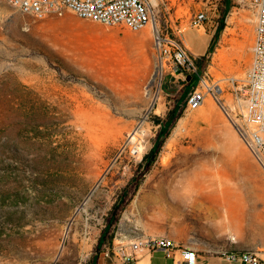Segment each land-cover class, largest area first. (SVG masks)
<instances>
[{
	"label": "rangeland",
	"instance_id": "obj_1",
	"mask_svg": "<svg viewBox=\"0 0 264 264\" xmlns=\"http://www.w3.org/2000/svg\"><path fill=\"white\" fill-rule=\"evenodd\" d=\"M199 11L214 24L213 52L199 71L227 89V78H242L252 58L249 0H164L157 23L139 31L71 10L36 19L0 0V264H87L105 228L107 241L135 229L172 237L215 259L227 261L225 253L245 250L264 259V168L224 108L230 95L219 96L222 101L209 95L189 109L198 79L160 69L155 28L180 38ZM187 37L206 52L210 38L195 29ZM178 101L183 116L119 221L108 224L155 147V116L164 118ZM134 144L141 148L137 156L130 152ZM210 153L224 155L226 168L243 174L247 187L224 198L213 193L211 201L188 209H166L160 197L152 208L142 207L154 187L168 189L171 197L190 190L207 169H216ZM249 191L247 199L237 197ZM209 206L217 212L208 215ZM155 260L170 259L157 251Z\"/></svg>",
	"mask_w": 264,
	"mask_h": 264
},
{
	"label": "built area",
	"instance_id": "obj_2",
	"mask_svg": "<svg viewBox=\"0 0 264 264\" xmlns=\"http://www.w3.org/2000/svg\"><path fill=\"white\" fill-rule=\"evenodd\" d=\"M24 14L36 19L51 15L63 16L67 10L78 16L100 22L106 26H124L139 31L149 24H156L160 7L164 0H4ZM253 13L254 36L252 58L242 78L229 76L227 89L213 84L208 73H200L195 56L181 38L171 37L155 28L154 41L162 73L173 77L198 79V86L188 96V108L201 106L207 96L222 101L224 94L231 97L230 104H224L232 124L252 155L264 168V0H249ZM209 14L197 12L191 19V25L205 28ZM225 100V99H224ZM227 100V99H226ZM225 100V101H226ZM133 156L141 153L139 144L130 148ZM144 249L163 250L167 257L176 258L180 251L184 264H197L198 252L190 247H181L172 237L165 235H147L133 240L118 239L104 251L106 256L112 253L122 263L136 261ZM229 262L243 264H264V259L255 251L245 250L227 252ZM180 262V260L178 261Z\"/></svg>",
	"mask_w": 264,
	"mask_h": 264
},
{
	"label": "bare ground",
	"instance_id": "obj_3",
	"mask_svg": "<svg viewBox=\"0 0 264 264\" xmlns=\"http://www.w3.org/2000/svg\"><path fill=\"white\" fill-rule=\"evenodd\" d=\"M136 135L137 134L134 135V138H137ZM168 157H169L168 155H163L162 156L163 161H167ZM207 157L209 162L212 165L216 166V169H207V171L204 173V177L202 176L196 179L195 184L191 186L190 190L180 191V193L177 194L175 197H171L172 192L169 193L168 189L166 188L162 189V187L159 189L157 187H154L150 189L149 192L144 196L145 201L142 207H144L145 209H148L149 207L152 208L153 206L152 203H154L152 202L153 198L160 197L162 198L163 202H165L164 205L166 209L167 208L188 209V207L191 205H195V206L204 205L205 202L211 201L213 199V193L215 195L220 196L221 198L222 197L224 198V196L229 195L231 191L233 192L236 187L242 189L243 187L245 188L247 187L248 179H246V177L243 174L237 173L235 171L233 172L231 171V169L228 170L226 168L224 155L221 154L216 155L215 153H210L208 154ZM219 162L221 163V165H219ZM205 190H208V193H204ZM250 194L253 195V191H249L248 193L237 192V197L245 200L248 198V196H250ZM160 198L159 201H161ZM254 201L257 203V200L254 199ZM155 204H157V202ZM208 208H209L208 215L217 212V209L214 206H209ZM127 231L135 233V234L125 235L124 238L127 240H133L137 237L147 236V234L140 235L141 233L137 232L135 229L132 230L130 229Z\"/></svg>",
	"mask_w": 264,
	"mask_h": 264
},
{
	"label": "trees",
	"instance_id": "obj_4",
	"mask_svg": "<svg viewBox=\"0 0 264 264\" xmlns=\"http://www.w3.org/2000/svg\"><path fill=\"white\" fill-rule=\"evenodd\" d=\"M225 13L226 12H224V14L222 15V18L224 17ZM212 52H213V48H210L209 53H212ZM206 57L207 56H202V57H200L198 59L197 64H198V68L199 69H200L201 65L204 64V61L206 60ZM192 79L193 78H191V80ZM185 100H187V99L185 98ZM183 112L184 111H183V107H181V101H178L168 111V113L166 114V116L164 118H162L160 116H155L154 121L160 126L157 138L155 140V147H153L151 152L145 154V156L143 158V162L141 163L142 169L140 170V174L133 178V181H132L131 185L134 186V187H132V191H131V194H130L129 198L125 200V197L127 196L126 193H123L121 195V198H120L119 202L117 204H115V207H116L115 209H117L119 203H121V205L118 208L119 209V213L114 218L111 217L109 219V221H108V224L111 225V222H112V224H116L119 221V214L130 203V200L136 194V192H137V190H138V188L140 186L141 179L144 177V175L146 173H148L151 170L153 164L157 160V157H158V155L160 153V150L162 149V146L164 145V142L169 137V135L171 133V130L176 125L177 121L183 116ZM131 185L129 186L130 188H131ZM120 201H122V202H120ZM108 230H109V228H105V230L101 234V236L99 238V242H98L97 246L95 247V250H94L92 256L90 257V259L88 260L87 264H98V260H99V257L101 255V253L104 252L105 249H106V248L105 249L103 248L101 250V247L107 241L108 237L106 235H107ZM108 241H109V247L112 246V244L114 242L113 234L110 235Z\"/></svg>",
	"mask_w": 264,
	"mask_h": 264
},
{
	"label": "crops",
	"instance_id": "obj_5",
	"mask_svg": "<svg viewBox=\"0 0 264 264\" xmlns=\"http://www.w3.org/2000/svg\"><path fill=\"white\" fill-rule=\"evenodd\" d=\"M193 29H195L199 33V35L202 36L203 38H205V39L210 38V42H209V44H207L206 52L197 51L194 48V46L192 45V43L189 41V39L187 37V33ZM213 33H214V24H212L208 21L205 24V31H202L201 28L190 27L181 33L180 38L184 41V43L187 45V47L190 49V51L193 54H195V56L202 57V56H207L209 54V50L211 48V44L213 41V35H214ZM227 51H228V49L221 50L219 52V56L223 57V55H226ZM215 52L213 54H215ZM157 251H161V253L164 256H166L165 252L163 250H160V249L154 250V251L144 249L142 251L141 255L139 256V258L136 261L131 262V263H122L118 260V258L116 257L115 254L112 253L110 256H106V254L104 252H102L100 257H99L98 264H184V262L181 259L180 251L176 252V258L166 256L170 260L165 261L164 263H160V262L155 260V253ZM179 260H180V262H178ZM197 264H243V263L229 262L228 260L226 261L223 258L215 259V258L206 256V255H203V254H198Z\"/></svg>",
	"mask_w": 264,
	"mask_h": 264
}]
</instances>
